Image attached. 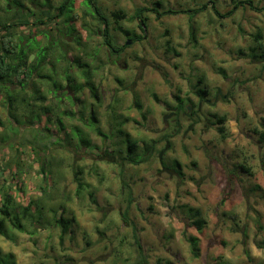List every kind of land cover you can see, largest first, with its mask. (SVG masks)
<instances>
[{
	"label": "rangeland",
	"instance_id": "1",
	"mask_svg": "<svg viewBox=\"0 0 264 264\" xmlns=\"http://www.w3.org/2000/svg\"><path fill=\"white\" fill-rule=\"evenodd\" d=\"M60 1L52 0L54 5ZM99 1L111 22L116 45H123L126 39L114 31L118 26L144 39L127 46L118 65L101 71L100 104L85 89L72 107L75 118L65 119L67 126L82 129L91 148L56 134L53 119L46 124L51 136L45 138L34 127L30 131L25 121H13L15 128L11 131L9 117L0 105V160L11 161L12 165L17 156L22 160L25 202L39 199L37 186L41 182L37 172L42 159L35 158V152L43 149L42 144L60 143L52 146L55 185L46 201L48 207L56 209L53 215L72 219L68 233L60 240L59 228L47 224L48 220L52 222V214L46 210L44 226L35 236L17 234L13 241L0 236L2 252L12 255L15 264H137L140 258L145 259V264H264V142L259 139L264 119V53L260 58L252 56L258 41L264 47V10L246 6L228 19H218L209 2L213 1L224 13L232 7L233 0ZM157 1L162 3L159 12L193 9L202 3H207L208 8L193 19L184 14L156 19L154 14L144 13L148 19L142 34L139 21L130 17L135 8H152ZM251 1L258 8L264 6V0ZM0 4L5 6L2 0ZM88 22L97 27L93 20ZM75 27L85 39L87 33L79 18ZM258 33L261 38L256 41ZM63 38L69 57L77 56L76 44L71 38ZM101 43L100 37H93L87 45L102 49ZM55 65L61 72L65 68L59 57ZM71 71L72 76L76 75L73 68ZM116 79L122 81V86ZM39 87L46 95L48 86ZM197 88L208 92L210 101L202 104V111L209 124L201 123L184 138L179 135L170 141L165 163L179 165L178 177L157 174L160 166L156 153L163 144L139 165L119 166L101 160L106 156L116 158L118 151L123 155L125 144L117 132L123 121L121 129L139 149L168 134L161 122L164 107L172 105L176 95L197 104ZM59 98L60 109L68 108L66 98ZM47 99V104L56 110L57 100L50 94ZM91 110L96 113L95 126L103 137L89 126ZM220 118L224 120L221 125L217 124ZM186 126L188 123L182 121V129ZM221 126L224 137L218 132ZM72 165L81 168L89 186L79 197L72 182ZM128 199L132 200L129 205ZM198 219L203 222L201 232L191 225ZM190 236L198 238L197 258L191 256L187 242Z\"/></svg>",
	"mask_w": 264,
	"mask_h": 264
},
{
	"label": "trees",
	"instance_id": "2",
	"mask_svg": "<svg viewBox=\"0 0 264 264\" xmlns=\"http://www.w3.org/2000/svg\"><path fill=\"white\" fill-rule=\"evenodd\" d=\"M2 1L5 2V6H1L0 4V105L9 117L7 121L8 128L11 131L15 128L13 121L17 124L25 121L29 123L30 131H33L32 128L34 127L45 138L51 136L48 133L46 124H49L53 119L56 134H62L67 141L77 139L78 146L91 148L88 136L82 129L78 125L67 126L65 119L75 118L76 114L72 110V107L76 106V103L80 101L79 95L85 89H87L92 99L99 100L95 95V86L97 84L95 80L104 68V64L113 61L114 58L116 59L117 55L114 53L116 43L111 33L113 28L105 13V9L99 0H61L56 5L53 4L52 0ZM209 3L212 5L210 9L218 19H228L238 9L245 8L246 6L252 10H264V6L261 8L253 6L251 0H233L232 7L226 12L221 13L215 7L213 1ZM43 4H45L46 8L43 7ZM161 6L162 3L157 1L152 4V8L137 7L134 9L130 19H137L139 21L142 17L143 24L147 26L146 22L148 18L144 16V13H152L156 19L177 14H184L193 19L208 8L207 3H202L193 9L179 11L166 9L159 12L158 9ZM76 7L77 19L81 20V28L87 33L85 39L80 36L78 29L76 33ZM89 19L96 23V28L91 26L88 22ZM47 25L48 27H45ZM138 28L141 30L139 25ZM114 31L123 34L125 37H130L133 42L141 39L133 31L124 29L122 26H118ZM63 37L71 38L76 44L77 56L69 57L68 44L67 41H63ZM93 37H100L102 39V49L88 47V41ZM260 38L261 35L258 33L255 39L258 41ZM192 40H195L193 36ZM101 50H103L102 55ZM256 51H259V54H256ZM252 52L253 58L262 57L264 47L260 41L257 42ZM48 57L51 60H47ZM58 57L64 62L65 68L62 72L55 65ZM72 68L76 71V75L72 76ZM220 74L223 75V71ZM64 83L68 84V89L74 93V97L68 95L63 85ZM40 84L47 85V94H50L52 99L57 100L55 103L56 107L54 106L56 110L47 104V94L45 95L41 92ZM196 91L200 94L201 98L204 97L205 91L202 88H197ZM64 95L68 108L61 110V99L59 97ZM189 102L191 103V101ZM180 103L183 106L184 102L182 100H180ZM138 108H140L139 105ZM42 119L45 122H42ZM223 121V118H220L217 120V124L221 125ZM97 123L98 119L95 112L91 110L89 126L95 127L98 136L103 137L104 135L99 131V128L95 126ZM123 123L125 121L119 123L117 129L118 134L123 137L125 144L123 155H121L122 151H118V154H115L116 159L119 160L118 165L129 164L135 166L147 162L151 156L150 145H144L145 148L143 150L137 151L135 141L131 140L129 134L121 129ZM0 126H3V123ZM218 132L224 137L222 126L218 128ZM16 133L19 134L20 131ZM5 136L2 138L3 141L6 140ZM259 139L264 142V119L262 121V131L259 132ZM53 145H60V143L48 146L42 144L43 149L40 152H35V148H31V151L35 152V158L38 160L42 159L39 162L37 172L41 183L37 186L39 199L36 200L29 199L25 202V172L23 171L24 164H22V160L17 156L13 161V165L11 161L0 160L1 237L13 241L17 234L35 236L38 233V229L44 226V212L46 210L52 214V222L48 220V223H46L52 227L59 228V239L62 240L68 233L72 219L53 215L57 211L51 206L48 207L46 201L55 185L52 175L53 165L51 164V161H53L51 156ZM12 148L13 146H10V149ZM71 171L72 182L76 186L75 195L79 197L89 186L82 178L80 167L72 165ZM89 198L93 201L92 193H89ZM131 201V199H128L127 204L129 205ZM189 212L192 213L191 210ZM125 216L126 212H124L123 217L126 220L124 222L127 224ZM194 216H198L197 212L194 213ZM191 225L198 232H201L203 222L198 219L192 222ZM132 228L135 232V228ZM133 240L135 247H137V254L140 256L141 251L138 246L136 232L134 233ZM187 242L190 245L191 256L197 258L199 255L198 238L190 236ZM262 247L264 249V240ZM0 264H15L12 255L4 254L1 248ZM137 264H145V259L140 258Z\"/></svg>",
	"mask_w": 264,
	"mask_h": 264
},
{
	"label": "flooded vegetation",
	"instance_id": "3",
	"mask_svg": "<svg viewBox=\"0 0 264 264\" xmlns=\"http://www.w3.org/2000/svg\"><path fill=\"white\" fill-rule=\"evenodd\" d=\"M75 13H76V20H77V7L75 8ZM143 18L141 17V20ZM143 21V20H142ZM140 26V24H139ZM144 26V29L141 28V32L142 34H145L146 30H145V25L143 24ZM76 28V27H75ZM76 33H77V28H76ZM135 33V32H134ZM136 34V33H135ZM138 35V34H136ZM141 37V35H138ZM125 37V36H124ZM125 42L123 45H116V49L114 51V53L117 55L116 56V59L114 58L113 61L107 63V64H104V67L106 66H114V65H118V59H120V56L122 55L124 49L129 46V45H134V44H139L142 42V40L144 39V36L141 37V39L139 40H136V41H132V39L130 37H125ZM127 41H130V44L129 45H126V42ZM123 68L125 69L127 67L126 63L123 62ZM104 69V68H103ZM102 69V70H103ZM102 77V76H101ZM102 78H99L97 77L96 78V89H95V95L97 96V98H99V100H94L93 101L95 103H97L98 105L100 104V101H101V95L99 94V85L102 83L101 82ZM116 83L119 85V86H122V81L119 80V79H116L115 80ZM121 83V85H120ZM64 87H65V90L68 92V95L71 96V97H74L71 95V93H73L70 89H67L68 87V84L67 83H64ZM69 88V87H68ZM204 91H205V94L203 95L204 97L201 98L200 97V94L195 91L194 94L196 96V99H197V104H193V103H190L189 99H183V98H180L179 96H174L173 97V104L172 105H166L164 107V113L163 115L161 116V122H162V118L163 116H168L170 115L172 112L174 113V115H172L170 118H168L166 121V124H164L162 122V125H163V128L164 130H167L169 131L168 134H162V133H158V134H162L159 136V138L155 139V140H150V146H149V149L151 150V156L149 157V159L152 157V155L155 153L156 151V146H159V145H162L163 146L157 151L156 153V158H157V161H158V164L160 166V169L158 171V176H161V174H165L168 178H171V177H178L179 176V165L176 163V162H173L172 164L171 163H165V152L168 151L170 149V141L176 137H178L179 135H181L182 138H184L186 136V134L190 131H192L195 127H197L198 125H200L202 123V126H204V124H209V120L207 119V117L204 116L203 114V111H202V104L203 103H209V99H207V95H208V92L206 91V88H202ZM219 95V94H218ZM65 97V95H64ZM225 98V95L223 96V99ZM180 100H182L184 102L183 106L182 104L180 103ZM189 100V101H188ZM77 105V103H76ZM189 106V110H187V107ZM141 108V107H140ZM93 112H95L94 110H92ZM96 114V113H95ZM142 116V119L143 120H146V116L144 114H141ZM182 121H185L188 123V126H186V128L182 129ZM137 123V122H136ZM124 124V123H123ZM122 127V125H121ZM190 128V129H189ZM188 130V132L185 134V132ZM185 134V135H184ZM168 145V147L165 149V146ZM139 146L136 144V150H138ZM145 147L144 145L142 144L141 145V149H139L138 151L140 150H143ZM159 156H160V159H159ZM106 157H109V156H106ZM148 159V160H149ZM114 164L118 163L117 159L114 158ZM145 163V162H143ZM142 164V163H140ZM172 165V166H170ZM122 166V165H121ZM162 169H168V170H171V175L169 172H162Z\"/></svg>",
	"mask_w": 264,
	"mask_h": 264
},
{
	"label": "water",
	"instance_id": "4",
	"mask_svg": "<svg viewBox=\"0 0 264 264\" xmlns=\"http://www.w3.org/2000/svg\"><path fill=\"white\" fill-rule=\"evenodd\" d=\"M139 24H140V26H141V28L142 29H144V26H143V21L140 19L139 20ZM130 44V41H127L126 42V45H129ZM67 89H68V87H67ZM190 108H189V106L187 107V110H189ZM172 115H174V113L172 112L170 115H168V116H163V118H162V122L164 123V124H166V120L168 119V118H170ZM190 129V128H189ZM188 132V130L185 132V134ZM184 134V135H185ZM168 147V145H166L165 146V149ZM159 159H160V156H159ZM101 160H105V161H107V162H113L114 161V157H106V158H101ZM169 172L170 173V175H171V170H168V169H162V172Z\"/></svg>",
	"mask_w": 264,
	"mask_h": 264
}]
</instances>
